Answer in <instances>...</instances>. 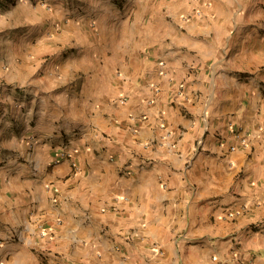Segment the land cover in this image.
I'll return each instance as SVG.
<instances>
[{"label": "crops", "instance_id": "crops-1", "mask_svg": "<svg viewBox=\"0 0 264 264\" xmlns=\"http://www.w3.org/2000/svg\"><path fill=\"white\" fill-rule=\"evenodd\" d=\"M80 1L0 139V264H264V0Z\"/></svg>", "mask_w": 264, "mask_h": 264}, {"label": "rangeland", "instance_id": "rangeland-1", "mask_svg": "<svg viewBox=\"0 0 264 264\" xmlns=\"http://www.w3.org/2000/svg\"><path fill=\"white\" fill-rule=\"evenodd\" d=\"M84 6L80 0H0V139H8L12 125L37 120L38 111L29 116L41 96L32 92L33 79L48 86L59 76L51 61L74 53L68 23Z\"/></svg>", "mask_w": 264, "mask_h": 264}, {"label": "built area", "instance_id": "built-area-1", "mask_svg": "<svg viewBox=\"0 0 264 264\" xmlns=\"http://www.w3.org/2000/svg\"><path fill=\"white\" fill-rule=\"evenodd\" d=\"M122 103H124L125 102V99H121L120 100ZM240 138V142L243 144V145H245L246 143H247V138L246 137H244V136H240L239 137ZM236 146H231L230 147V150H236Z\"/></svg>", "mask_w": 264, "mask_h": 264}]
</instances>
